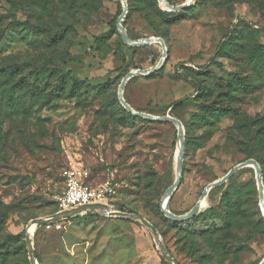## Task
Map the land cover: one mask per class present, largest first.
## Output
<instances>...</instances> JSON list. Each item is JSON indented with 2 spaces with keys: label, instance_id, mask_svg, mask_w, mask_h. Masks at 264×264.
<instances>
[{
  "label": "rangeland",
  "instance_id": "rangeland-1",
  "mask_svg": "<svg viewBox=\"0 0 264 264\" xmlns=\"http://www.w3.org/2000/svg\"><path fill=\"white\" fill-rule=\"evenodd\" d=\"M125 1L121 24L128 38H159L167 52L160 69L128 80L122 96L135 112L181 122L182 177L168 209L183 215L209 184L255 160L251 153L264 158V0H191L190 8L177 12L164 11L156 0L164 17L140 5L130 9ZM122 10L121 0H0V61L16 56L57 72L49 85L38 82L40 102L18 90L13 107L0 100V264H30L25 231L34 219L52 215L64 169L87 172L92 187L115 184L109 210L153 225L178 264H259L264 226L252 208L258 202L253 169L212 188L197 221L178 227L161 214L175 180L176 129L126 116L118 89L129 72L156 68L162 48L126 45L116 27ZM11 20L52 32L66 25L69 32L54 49L36 33L8 28ZM66 51L80 55L58 66ZM68 78L77 84L72 93ZM178 100L183 105L173 110ZM227 191L244 202L228 221L208 211ZM61 223L59 231H28L36 264H172L139 220L93 211Z\"/></svg>",
  "mask_w": 264,
  "mask_h": 264
},
{
  "label": "water",
  "instance_id": "water-1",
  "mask_svg": "<svg viewBox=\"0 0 264 264\" xmlns=\"http://www.w3.org/2000/svg\"><path fill=\"white\" fill-rule=\"evenodd\" d=\"M157 2L160 5L162 2L163 3V5H161L162 9L164 11H170V12L183 11V10L190 8L193 5V2L191 0H188L187 3L179 5V6H173V5L169 4L166 0H157ZM121 3H122V9L123 10H122V13L119 16V18L117 20V24H116V27H117V30L120 34L121 40L126 45L131 46V47H143V46H146V45H149L152 43H157L162 48V58L160 59L156 68H154L151 71L135 70L133 72H129L128 74H126L122 78L120 85H119V89H118V100H119V103L121 104V106L124 108L125 111H127L128 113H130L133 116L144 118V119H147L149 121L163 122V123L171 124L176 129V136H177L176 149L178 148V154H177V158L175 159V180H174L173 184L165 192L164 197L160 203L161 213L163 214V216L165 218L171 220L172 222H179L180 223V222L188 221L191 218L197 216L203 210L200 207V203L207 196L208 192L212 188H217L219 186H222L241 169L251 168L254 171L255 179H256V185H257V190H258V206H259L260 212L264 218V188H263L262 173H261L260 166L253 159L246 160V161L236 165L231 170H229L222 178H220V179L216 180L215 182L209 184L203 190L198 202L188 212L184 213L183 215H174L173 213H171L169 211L168 206H169L171 196L174 193V191L177 189V187L180 183L181 177H182V163H183L184 149H185L183 126L179 120L171 117L169 114H166L163 117H153L149 114L135 112L126 103V101L124 100V98L122 96L123 88H124V86L128 80H130L136 76H139V75L150 76L155 71H157V69H160V67L162 66V63L166 59V52L167 51H166V48L164 46L163 41L159 38L150 37V38L143 39L142 41H138V42L132 41L128 38L126 31H125V28L121 24L123 21V18L125 17V14L127 13V4H126L125 0H121ZM93 211L94 212L99 211L102 213H106L110 216L124 217V218H129V219L133 218V219L139 220L151 232L158 250L165 257H167L172 262V264H178V262L170 255L167 248L161 242L160 236H159L156 228L153 225H151L149 222H147L144 218H142L139 215L113 212V211L109 210V207L106 204H91V205L79 206V207H76V208H73V209H70L67 211L57 212L55 214H52V215H49V216H46L43 218L34 219L29 224L27 229L32 225H34L35 227L36 226H43V225H46L48 223L59 222L62 220L70 219V218L77 216V215H81L83 213L93 212ZM27 229L25 231L24 240H25V244H26V248H27V252H28L29 261H30V264H36L35 253H34V250L32 248L31 239H30V236H29ZM259 264H264V258L260 261Z\"/></svg>",
  "mask_w": 264,
  "mask_h": 264
},
{
  "label": "trees",
  "instance_id": "trees-1",
  "mask_svg": "<svg viewBox=\"0 0 264 264\" xmlns=\"http://www.w3.org/2000/svg\"><path fill=\"white\" fill-rule=\"evenodd\" d=\"M168 2L172 4L171 0H168ZM127 3L130 9L134 8V6L140 5L143 9L152 10L153 12H157L163 17L166 16L165 13L157 9L156 0H127ZM153 12H148V17H149L148 22L152 27V29L155 31L156 29L154 25L155 23L153 18ZM180 13L183 14L184 12H180ZM2 22H3V16H0V24ZM7 26L10 29H18L19 32L21 33L24 31H27V33H33L34 35L36 33V35L41 36L42 43L44 44V46H49V47L51 46L54 49L57 48V45L61 41L66 39V36L69 32V27L66 25H63V27L60 30L52 32L46 26L33 25L30 24L28 21L20 22L18 20H11V22H9ZM3 36L4 33L0 31V40L3 38ZM105 37H108V34H104L100 36L99 39H104ZM79 55H80L79 53L71 54L67 51L63 52L60 55V63H58V66H63L68 61H77L76 56ZM18 58L19 57L16 56H8L7 58H4L0 61V100L3 101L8 107H13L14 105L16 99L15 90L25 91V95H28L32 101L40 102L39 99L42 97L43 93L39 88L38 82L46 81L47 85H49L50 78H52L53 76L56 77V73H57L52 66H48V64H46L45 62L35 63V62H30L28 60H20ZM17 76L21 78L16 80V82H14L13 84V79H15V77ZM63 83L64 82H62V84ZM66 86L71 88V93L77 90L76 88L77 84L76 82L72 81L71 78L70 79L68 78V81L66 82ZM53 91L57 92L58 95H62L61 93L62 90H57L56 86H54ZM49 95L47 97H49ZM183 102L184 101L178 100L172 103L170 107H172L173 110H176L177 108H180L183 105ZM41 105L43 104L41 103ZM123 112L126 116L133 118L131 114L127 113L124 109ZM249 141L251 143L252 139H250ZM250 155L259 164L264 178V158L255 156L252 153ZM243 203L244 202H242L240 196L238 195L233 196L231 193L228 194L227 191L225 194L222 195V199L218 207L216 209H212L208 211L213 213V215L219 216L222 219L225 218V220L228 221L231 218L238 215V211L243 205ZM252 208L254 210V215L256 219L264 226V218L262 217L261 212L259 210L257 200L252 203ZM56 212H57V206H56V202H54V210L51 214H55ZM198 218H200V216H195L185 222H180V223L173 222V224L178 227H184L192 221L193 222L197 221Z\"/></svg>",
  "mask_w": 264,
  "mask_h": 264
},
{
  "label": "built area",
  "instance_id": "built-area-1",
  "mask_svg": "<svg viewBox=\"0 0 264 264\" xmlns=\"http://www.w3.org/2000/svg\"><path fill=\"white\" fill-rule=\"evenodd\" d=\"M63 188L56 197L57 212L67 211L79 206L91 204H109L113 202L117 192L116 186L110 181H106L95 187L88 185L85 180L88 173L78 169H64L61 174ZM56 212V213H57ZM46 230H59V222L43 225Z\"/></svg>",
  "mask_w": 264,
  "mask_h": 264
},
{
  "label": "bare ground",
  "instance_id": "bare-ground-1",
  "mask_svg": "<svg viewBox=\"0 0 264 264\" xmlns=\"http://www.w3.org/2000/svg\"><path fill=\"white\" fill-rule=\"evenodd\" d=\"M161 5H163L162 2H161ZM177 154H178V148L176 149L175 159L177 158ZM204 205H205V201H204V199H203V200L201 201V203H200V207H201V209H205V208H203ZM33 228H34V225L30 226V227L27 229V231L31 232V231H33ZM29 232H28V233H29Z\"/></svg>",
  "mask_w": 264,
  "mask_h": 264
},
{
  "label": "crops",
  "instance_id": "crops-1",
  "mask_svg": "<svg viewBox=\"0 0 264 264\" xmlns=\"http://www.w3.org/2000/svg\"><path fill=\"white\" fill-rule=\"evenodd\" d=\"M89 179L87 178V180H85V182L88 184V185H90L91 186V184H90V182L88 181ZM63 181V180H62ZM66 220H68V219H66ZM63 221V220H62ZM59 223L61 224V226H62V223H61V221H59ZM35 227V226H34ZM52 230V229H51ZM56 231H59V230H56Z\"/></svg>",
  "mask_w": 264,
  "mask_h": 264
}]
</instances>
